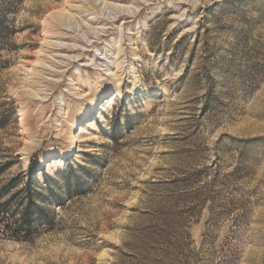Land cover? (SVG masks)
Returning a JSON list of instances; mask_svg holds the SVG:
<instances>
[{
	"label": "rangeland",
	"instance_id": "1",
	"mask_svg": "<svg viewBox=\"0 0 264 264\" xmlns=\"http://www.w3.org/2000/svg\"><path fill=\"white\" fill-rule=\"evenodd\" d=\"M31 162L0 264H264V0H0V187Z\"/></svg>",
	"mask_w": 264,
	"mask_h": 264
},
{
	"label": "trees",
	"instance_id": "2",
	"mask_svg": "<svg viewBox=\"0 0 264 264\" xmlns=\"http://www.w3.org/2000/svg\"><path fill=\"white\" fill-rule=\"evenodd\" d=\"M2 167L0 172H3L6 166ZM36 172L37 169L31 162L25 182L22 181V187L17 188V178L0 187V236L25 242L33 239L39 231L45 230V226H49L46 225L49 217L44 204L50 199L48 194L43 195L42 192L44 185L49 184V191L53 194L50 184L57 183L45 173H41L43 185L39 184L35 176ZM39 201L43 205L38 204ZM51 206L54 207V205Z\"/></svg>",
	"mask_w": 264,
	"mask_h": 264
},
{
	"label": "bare ground",
	"instance_id": "3",
	"mask_svg": "<svg viewBox=\"0 0 264 264\" xmlns=\"http://www.w3.org/2000/svg\"><path fill=\"white\" fill-rule=\"evenodd\" d=\"M22 130H23V131H25V130H26L25 126H23V127H22Z\"/></svg>",
	"mask_w": 264,
	"mask_h": 264
}]
</instances>
